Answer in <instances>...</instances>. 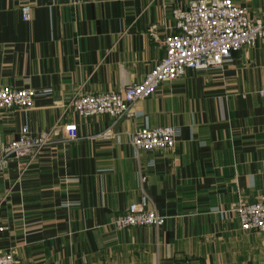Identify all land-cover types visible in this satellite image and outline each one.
<instances>
[{
  "label": "crops",
  "instance_id": "crops-1",
  "mask_svg": "<svg viewBox=\"0 0 264 264\" xmlns=\"http://www.w3.org/2000/svg\"><path fill=\"white\" fill-rule=\"evenodd\" d=\"M191 1L33 0L24 21L22 0H0V85L52 90L31 109L0 111V158L24 126L79 129L0 170V252L22 264H264V234L242 229L234 211L264 194V40L222 68L162 83L136 117L64 110L78 92L143 81L166 53L174 10ZM234 1L264 17V0ZM146 125L177 127L175 147L136 152L130 137ZM145 195L165 223L114 229Z\"/></svg>",
  "mask_w": 264,
  "mask_h": 264
},
{
  "label": "built area",
  "instance_id": "built-area-1",
  "mask_svg": "<svg viewBox=\"0 0 264 264\" xmlns=\"http://www.w3.org/2000/svg\"><path fill=\"white\" fill-rule=\"evenodd\" d=\"M33 0H22L21 18L30 21L33 17ZM175 32L166 35L163 43L166 53L141 82L127 85L121 91L105 93H81L72 96L65 104V112L72 110L80 116L108 114L115 123L123 118L136 117L133 109L138 100L152 96L162 83L172 82L185 75L188 69H219L231 61L243 47L253 46L264 40V17H252L247 8L234 0H192L187 8L173 12ZM51 89L41 93L33 88H14L0 85V111L15 107L31 109L39 94H50ZM264 97V85L257 91ZM62 133V141L79 138L76 123L60 126L56 123L48 131L32 134L24 126L18 137L1 146L0 170L11 161H33L40 151L53 142L54 134ZM179 129L172 125L141 127L130 137L136 152L141 150H170L177 142ZM108 129L103 136H111ZM155 161L150 162L154 166ZM144 179V177H143ZM151 199L144 196L140 202L131 203L128 209L112 221L114 229L134 226L159 227L166 217L150 208ZM244 230H256L264 234V194L256 201L241 202L234 208ZM0 264H22L15 252H0Z\"/></svg>",
  "mask_w": 264,
  "mask_h": 264
}]
</instances>
